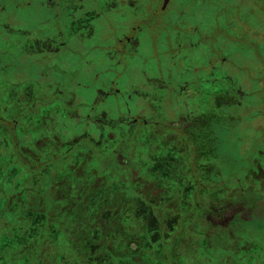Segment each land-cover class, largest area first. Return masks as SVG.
<instances>
[{
    "label": "rangeland",
    "instance_id": "1",
    "mask_svg": "<svg viewBox=\"0 0 264 264\" xmlns=\"http://www.w3.org/2000/svg\"><path fill=\"white\" fill-rule=\"evenodd\" d=\"M27 1L31 0L0 2L1 5L6 6L5 16L8 14L18 27L24 16L29 18L30 24L35 22L37 15L35 10L24 11L15 7L16 4L21 7ZM243 1L245 2V0H172L166 13L161 14L160 21L175 23L176 28L168 29L160 25L159 28L144 29L140 34L141 43L137 54L133 58L120 55L117 58L121 61L120 66H114L116 58L109 59L108 56H104L101 47L109 49V53L114 51L116 40L125 32L121 28L130 17L127 9L122 7L119 11L106 13L103 18L93 22L95 32L91 39H86L88 42L84 45L79 43L83 51L89 52L86 61L90 60V66L86 65L85 75L83 72H80L79 76L75 74V93L88 101L83 85L104 86L109 79H114L118 74L120 86L130 84L137 88L139 86L141 91L152 93L153 96L155 92L151 86H161L165 91L155 95L156 99L160 100L159 110L166 113L167 117L177 120L178 109L175 106L178 107V98L175 96L178 95L179 86H182V119H189L191 130L199 131L200 134L202 131L206 135L212 128V125L210 127L208 125L212 117L213 123L241 121L221 134L219 141L221 143L218 146L220 157L216 159L219 160L217 164L224 169L223 179L231 183L230 173L232 171L239 173L240 166L251 164L256 151L264 150V136L262 137L259 131V129L264 131V125L263 127L261 125V128L259 125L263 122L243 121L247 115V103L243 95L250 87L253 94H256L255 99H252L250 112L253 116L259 110L261 112L259 119L264 121V104L260 108L257 107L259 105L257 101L264 100V91L257 92L258 88L250 79L251 74H256V69L252 67L264 68V61H260L259 65L257 55L251 58L242 57V41L233 39L225 32L228 31L226 28L228 24H225L224 18L219 17V11L217 43L210 41L212 37L210 24L215 17L216 7L218 10L220 5L231 2L242 7ZM154 3L157 7L158 2ZM260 3H264V0ZM248 4H250L249 0ZM259 21L264 24L263 15H259ZM179 29H182V42ZM197 29L200 33L196 35L194 32ZM201 35L207 38L206 43L201 44L199 39ZM259 41L256 40L255 43L259 45ZM180 43H182V56L180 54L179 58V51H176V48ZM200 44L201 49L197 51L196 46ZM212 48H217V52H221V56L216 55L218 72H198L197 70L204 69L205 60H208L206 53L213 54ZM257 50L258 48L255 47V51ZM176 53L175 60H172ZM178 58L182 62L181 66ZM222 59L226 62L222 63ZM170 60L172 66L169 65ZM247 60L248 64L252 63L250 75L244 73ZM81 64L85 63L75 57L73 66L78 69ZM60 65L66 68V62ZM168 69L174 76V82L171 78L165 77L169 73ZM180 70L182 77L178 76ZM241 77H244V81ZM200 78L211 83L201 84ZM215 81H221L225 88L226 85L236 86L235 93L231 91L228 97L223 96L222 92L212 89V86L218 83ZM78 83L81 85L78 86ZM260 84L262 85V81ZM169 85L174 86L171 92L167 88ZM123 90L124 96L127 94L132 96V99L128 100L130 108H137L135 93L132 91L124 93ZM209 93L213 94L214 99L212 104L208 99L206 105L205 98L210 96ZM117 101L124 111L122 96L117 100L109 98L102 103L99 102L97 107L101 109L100 112H106L107 118H115L117 116L112 109ZM187 104L188 109L183 111V108H187ZM3 105L5 103L0 100V116L7 118V120L0 118V126H2L0 127V261H6L9 254L16 249V245L27 244V240L32 236V227L35 228L41 217V220L46 221L48 206L52 204L50 231L52 234L60 235V244L55 243L49 252L54 251L58 257L60 256V262L66 257L64 262L72 264H163V261L169 259L166 256V253H169L170 256L175 255L177 263L181 264L179 257L184 253L187 257V249L182 250L185 252L178 256L175 250L173 255L171 248L161 247L160 244L162 239L169 240L170 235L174 233L176 216L167 222H161L158 213L152 208V205L157 204L174 205L175 201L165 197L176 192L177 189L182 191L184 211L191 207L193 186L184 175L188 169L189 156L184 154L178 139L173 138L168 132L158 129L148 130L152 133L147 139L151 152L149 160L144 159L143 162L134 163L135 168H132L130 165L133 158L128 151L124 153L119 149L115 153L118 164L124 169L123 174L106 165L102 156L96 158L92 155L93 158L84 160L85 156H91L90 151H87L88 148L91 149L88 145L89 138L96 140L95 137L99 136L96 126L77 120L64 121L65 113L60 115V111L48 112L50 110L48 106L38 107L35 104L32 109L27 110L25 117L34 119L22 124L25 118L19 108L16 113L6 114V117L1 111ZM25 106L28 105L20 104L21 108ZM36 113L37 115H33ZM39 113L40 120L36 121ZM80 113L84 115L86 111L81 109ZM120 115L125 116V113ZM134 115L132 117L146 119L150 117V111L143 108L139 113L134 112ZM14 120L21 122L20 129L13 130L17 127L12 122ZM114 122L106 121L107 128L111 127V131H108H117L121 128L127 133L143 131L140 127L136 130L128 127L127 124L131 121H116L117 125L113 124ZM150 122L163 123V121ZM254 122L257 123L256 127ZM180 123L179 121L177 125L179 126ZM119 124H122L121 127L118 126ZM171 125L169 131L182 132L178 130V126ZM97 139L100 140L97 142L98 148H103L104 143L101 141L103 136L100 135ZM46 142L50 145L45 146ZM76 143L81 144L80 148L67 160V163L63 164V167L57 166V161L51 163L52 160L57 159L60 151L70 150ZM48 152L51 154V161ZM242 158L245 161H241ZM33 164L39 168L33 169L35 173L31 176L28 170ZM52 164L56 166H53L51 174L40 172L42 165ZM128 166L132 168L130 170L132 177L126 173ZM49 168L51 169V166ZM51 177L54 178V186H51ZM228 187L232 189L233 185ZM13 189L15 193L11 195ZM160 212L164 215L162 211ZM163 224L167 225L166 229L162 228ZM256 249L259 250L260 247ZM196 256L198 257L199 254Z\"/></svg>",
    "mask_w": 264,
    "mask_h": 264
},
{
    "label": "flooded vegetation",
    "instance_id": "2",
    "mask_svg": "<svg viewBox=\"0 0 264 264\" xmlns=\"http://www.w3.org/2000/svg\"><path fill=\"white\" fill-rule=\"evenodd\" d=\"M6 1L0 0V2L4 3ZM155 1L158 2L157 7L154 3ZM160 3L162 4L160 5ZM171 3L172 0H169L167 6L163 8L164 0H31L24 3L21 7L18 4L15 5V7L22 8L24 11L33 9L37 12L34 23L30 24L29 18L24 16L20 21L19 27L15 22H12L8 14L5 16L6 6L0 4V42L3 44V47H0V72L6 74L9 79L14 78V81H20V92L23 94L24 100L28 102L33 100L34 103L32 104L38 107L41 105L48 106L50 108L48 112L60 111V115L65 113L64 121H93L91 123H94L99 129H102L101 124H105L106 121H131L127 124L131 129L136 130L140 127L143 130L158 129V131H169V127L172 125L166 122L151 123L150 121H181L179 126L175 125L178 126V130H182V121H189L188 118L182 119V86H179V96L177 94L175 96L178 98V107L175 106L178 109V112H176L177 120L167 117L166 113L159 110L160 105L158 104L160 100H157L155 95L165 91L161 86H151L155 92L153 96L152 93L141 91L139 86L138 88L132 84L120 86L118 74L115 75L114 79H109L104 86L83 85V91L87 94L88 101H85L80 95L75 93V74L77 73L79 76L81 75L80 72H83L85 75L86 67L90 66V60L86 61L89 52L83 51L82 47H79V43L81 42L84 45L88 42L86 39H91L95 32V26L92 25L93 22L103 18L108 12L119 11L121 7L127 9L130 19L124 22L121 30H125V32L116 40L115 43L117 45L113 49L114 51L109 53V49L101 47L104 56H108L109 59L116 58L117 61L114 62V66H120L121 61L117 59L120 55L126 58H133L137 54L141 43L140 34L144 29L159 28L160 25L168 29L176 28L177 25L175 23L160 21L161 14L166 13ZM244 3L250 6L248 0H245ZM217 25L218 10L216 7L215 17L210 24L212 29L211 43H217ZM198 29L194 34L200 33ZM179 32L181 33L179 37L182 42V29ZM199 39L201 44L207 41L204 36ZM212 49L215 50L216 48ZM176 51H179L180 58V54L182 56V43L177 45ZM206 55L208 60H205L204 69L197 71L200 73H217L219 70L218 56L213 54ZM173 56L172 60H175L177 53ZM75 57L85 63L81 64L78 69L73 66ZM179 58L178 61L181 66L182 62ZM63 62H66V68L60 65ZM224 62L226 60L224 59L223 61L222 59V63ZM248 63L249 61L247 60L244 73L250 75L251 64ZM16 71L19 73H16ZM167 72H169V75L167 74L165 77L171 78V81L174 82V76H172L169 69ZM178 76L182 77V70L179 71ZM18 77L20 78L18 79ZM199 80L204 85L211 83V81L202 80L201 78ZM77 85L80 86L81 84L78 83ZM167 88L171 92L174 86L169 85ZM122 90L124 93H130L131 91L135 93L137 108H130L128 100L132 99V96L130 94L124 96ZM253 93L252 87H250L248 92L246 91L243 95L247 103V115L243 121H263L259 119L261 116L259 110L253 116L250 112L252 99H255L256 96ZM209 94L210 96L205 98L206 105L208 99L211 100V104L213 102L212 99H214L213 94ZM228 94L230 93H224L223 96L226 97L227 95L228 97ZM31 95H34L33 99ZM120 96L123 97L124 103L122 104H125V106L123 111L119 101L114 103L112 110L117 117L109 119L106 117V112H100L101 109L97 107L99 102L102 103L109 98L117 100ZM145 103L147 104L145 105ZM257 103L259 104H256L257 107L260 108L264 104V100L260 99ZM143 108L150 111L149 118L132 117L135 116L134 112L139 113ZM81 109L86 111L84 115L80 113ZM212 111L213 109H211ZM123 113H125V116L120 115ZM28 120H31V118ZM39 120L40 113L36 118V121ZM210 121H213V118Z\"/></svg>",
    "mask_w": 264,
    "mask_h": 264
},
{
    "label": "trees",
    "instance_id": "3",
    "mask_svg": "<svg viewBox=\"0 0 264 264\" xmlns=\"http://www.w3.org/2000/svg\"><path fill=\"white\" fill-rule=\"evenodd\" d=\"M260 1L262 0H250V6L246 5L243 1L242 7H238L236 3L234 4L232 2L225 3L220 5L218 9V11L220 12L219 17L224 18L225 24H228V26L226 27L228 31L225 32L231 35L233 39H238L242 41V57L247 56L251 58L257 55L259 57V65L261 64L260 61H264V24L262 21H259V15L264 16V3H260ZM233 6L234 8H232ZM248 39L250 40L248 41ZM254 40H260L258 42L259 45H257ZM238 45H240L239 42ZM198 46H196L197 51L201 49V44ZM255 47L258 48L257 51H255ZM213 55L221 56V52H217L216 48L215 50H213ZM252 69H256V74L250 75V79L253 80L252 83L258 88L257 92L264 91V68L259 66L258 68L252 67ZM241 79L244 81V77H241ZM260 81H262V85L260 84ZM215 82L218 83H215V85L212 86V89H217L218 92H222L223 94L231 93V91L232 93H235L236 86L234 87L233 85H226L227 88H225L224 84H222L221 81ZM0 100L3 101L2 94H0ZM1 111L3 112V109H1ZM0 118L4 120L2 116H0ZM209 122H212V124H210ZM209 122L208 125L209 127L212 125V128L208 131L206 135L203 134L202 131L201 134L199 133V131L195 132L196 130L194 131V129H190V131L182 130V132L163 131L168 132L173 138L178 139L180 141V145L183 149L184 154L189 156L188 169L184 172V175L189 179V182L192 183L193 201L191 207L187 211H184L182 191L180 192L177 189L176 192L170 194L168 197H165L169 200L175 201L174 205L171 206L168 205V203L152 205L153 211L155 213H158L161 222H167L172 217L176 216L174 233L170 235L169 240L162 239L160 241L161 247L163 246L168 249L171 248V253H173V250H175L178 256L185 252H182V250L187 249V257L185 253L179 257V263L181 264H225V261L228 260L230 256L231 258L234 257V262H236L237 264H264L263 244H258L257 246H255L256 243H250V245H252L254 249L250 250L248 253L242 252L240 254H232L231 252L226 251L225 248H221L229 244L234 246L247 245L248 243L245 239L244 233L242 234V236L238 235V237H236L235 239L217 235L213 238V245L219 246L220 248L216 249L215 251L203 253V250L207 248L208 245V238L205 237L207 229L204 226L205 217L203 214V206L208 207L212 205L213 201L217 199H226L227 194L229 192L226 187H223L225 183L223 176L225 175L224 173H221V169H218L215 173L213 172L212 174H210L208 171H206L204 165H201L200 167L197 163L201 158L197 156V153L199 151L201 152V150L203 152V160H210L211 155L214 159H218L220 157V154L218 152V146L221 143L219 142L220 136L222 133L228 130L231 123L230 121H214L216 124L213 123V121ZM13 123L17 125V127H14L13 130H18L22 127L20 121H16ZM253 124L256 127L257 123L255 124L254 122ZM262 124L264 125V121ZM110 131L107 130L105 133L106 136L103 135L104 137L101 140L104 143L103 148H98L97 146V142L100 141L97 139L99 136H94L96 140H94L93 138H89L88 141L90 144L88 145L91 147V149L88 148L87 151H90L91 156H85L84 160L87 161L88 159L93 158L92 155L96 156V158L102 156L106 165H110L112 170L116 172L119 171L123 174L124 169L118 164L115 155V153L119 149H122L124 153L126 151L130 153V157L133 158L131 162L132 164L130 165L132 166V168H135L134 163H138L139 161L143 162L144 159L149 160L151 152L150 145H147V139L149 134H152L151 131L143 130L136 135L124 132L122 129H118L117 131L112 132ZM259 131L260 134H262L263 130L259 129ZM212 136L214 137L213 139ZM47 145H50V143L47 142L46 146ZM80 145L81 144L76 143L70 150L63 149L58 153L57 159L52 161L51 154L50 152H48L51 163L57 161V166L59 165L60 168L63 167V164L67 163V160L70 159L72 155H75V153L80 148ZM108 149H110V151ZM113 149L115 150V152ZM206 151H208V153H206ZM212 151L214 152V155L211 154ZM42 166L43 167L40 170L41 173L51 174L53 170L52 168L53 166H56V164ZM49 166H51V169L49 168ZM87 166L90 167L89 164H87ZM38 168L39 166L33 164L32 167H30V169L28 170L29 175L33 176V174L35 173L33 172V169L38 170ZM132 168L129 167L126 169V173L130 174L131 177L132 172H130V170ZM134 173L136 174L137 171H135ZM237 175V173L232 175L235 180L237 179ZM51 182V186H54L53 177H51ZM236 182L238 183V181ZM130 184V186H132V183ZM242 190L243 187L239 185V188H237V193L235 195L234 193H232V197L235 198L237 196L235 200L238 201H244L245 199H247V201L251 204L252 208L254 209L259 208V204H264V187L260 185L255 187H249L248 189H245L246 195H244ZM14 193L15 190L13 189L11 195ZM51 207L52 204L48 206L46 221L44 222L43 219L41 220V217L35 228L32 227V236L30 235L31 237L27 240V244L16 245V249L11 254H9V257L6 259V261H0V264H72L64 262L66 257H64V259H61L62 262H60V256L58 257L54 251H50L51 256L49 257L50 248L57 242V244H60V235L56 233L52 234V232L50 231ZM160 211H162V213L166 216L162 215ZM243 226V228L245 229L244 232L248 231L249 233H251V235H260L258 234V232H260L258 230L264 229V227L262 226L255 228V225L249 223H245ZM166 227V224L162 225L163 229H166ZM258 247H260L259 250L256 249ZM197 254H199L198 257L196 256ZM166 256L169 259L163 261V264H178L175 255L170 256L169 253H166Z\"/></svg>",
    "mask_w": 264,
    "mask_h": 264
},
{
    "label": "crops",
    "instance_id": "4",
    "mask_svg": "<svg viewBox=\"0 0 264 264\" xmlns=\"http://www.w3.org/2000/svg\"><path fill=\"white\" fill-rule=\"evenodd\" d=\"M0 47H3V44L1 42H0ZM16 73H19V72L16 71ZM20 88H21L20 81H14V78L9 79L6 74L0 72V94L3 95L2 102L5 103V105L1 106V108L3 109L4 115L6 114L9 115L12 112L16 113L19 108L22 116L25 118L28 112L27 110L32 109V107L34 106L32 102H28L27 100H24L23 94L20 92ZM31 97L33 99L34 95H31ZM22 103L28 106L21 108L20 104ZM186 107L187 108L185 109H188V104L186 105ZM218 108L219 106H217V109ZM29 118H31V120L34 119L32 117H29ZM29 118H25V121H23L22 124H26L27 121H30L28 120ZM4 119H7V118H4ZM13 122H16V120H14ZM83 122L88 125L92 124L96 126L94 123H91L90 121H83ZM163 122L170 123V125L171 124L175 125L179 123V121L178 122L163 121ZM230 122H231L230 123V127H231V126H235L238 122H241V121H230ZM113 124L117 125V122L115 121ZM101 125H102L101 127L102 129H99V127H96L97 128L96 130H98L99 136L105 135L106 131L110 130L111 128V127L107 128V123L101 124ZM259 125L260 127L261 125L263 126L262 123H260ZM118 126L121 127V124H119ZM190 128H191V122L182 121V130L190 131ZM131 134L136 135L139 133L131 132ZM261 135L263 137V133ZM213 138L214 137L212 136V139ZM46 143H45V146H46ZM202 153H203L202 150L201 152L199 151L197 153V156L201 157L199 161L197 162L200 167L201 165H204L206 168V171H208L210 174H212L213 172L215 173L218 169L219 170L221 169L222 170L221 173H224V169L219 167L217 164V161L219 160L214 159L212 155L210 156L211 157L210 160H203ZM206 153H208V151H206ZM255 153H256V156L251 161L250 165L240 166L239 173L236 171H232L230 173L229 178L231 180V183L229 182L227 183L226 179H224L225 183L223 187H226V189L229 191L227 194V198L221 199V200L217 199L213 201L212 205L208 207L203 206V214L205 217L204 226L207 229L205 233V237L208 238V245H207V248L203 250V253L215 251L216 249L220 248L219 246L213 245V238L216 237L217 235L235 239L236 237H238V235L242 236L243 233L245 234V239L248 243L247 245L245 246L235 245L234 246V245L229 244V245H226L225 247H221V248H225L226 251L231 252L232 254L233 253L240 254L242 252L248 253L250 250L254 249V247L250 245V243H256L255 246H257L258 244H262L264 242V229L258 230L260 231L258 232V234L260 235H257V234L251 235V233H249L248 231L244 232L245 229L243 228L244 227L243 225L245 223L253 224L255 225V228L259 226L264 227V204L261 203L259 204V208L254 209L252 208L251 204L247 201V199H245L244 201L243 200L238 201V200H235L237 196L235 198L232 197V193H234V195L237 193V188H239V185L243 187L242 191L244 195H246L245 189H248L249 187H255L259 185L264 187V163L262 164L263 159H264V150L256 151ZM211 154L214 155V152L212 151ZM241 161H245V159L242 158ZM236 173L238 175L236 177L237 179L235 180V178L232 175ZM236 181H238V183ZM231 184L233 185L232 189L228 187ZM254 240H257V241H254ZM225 264H237V263L234 262V257L231 258L230 256V258H228V260L225 261Z\"/></svg>",
    "mask_w": 264,
    "mask_h": 264
},
{
    "label": "water",
    "instance_id": "5",
    "mask_svg": "<svg viewBox=\"0 0 264 264\" xmlns=\"http://www.w3.org/2000/svg\"><path fill=\"white\" fill-rule=\"evenodd\" d=\"M168 2H169V0H164V7L163 8H165L167 6Z\"/></svg>",
    "mask_w": 264,
    "mask_h": 264
}]
</instances>
